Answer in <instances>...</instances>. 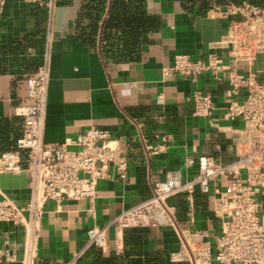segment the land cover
Listing matches in <instances>:
<instances>
[{"label": "crops", "instance_id": "crops-1", "mask_svg": "<svg viewBox=\"0 0 264 264\" xmlns=\"http://www.w3.org/2000/svg\"><path fill=\"white\" fill-rule=\"evenodd\" d=\"M237 1L144 0L143 12L151 26L142 40L128 49V58L114 60L102 46L110 0L99 5L94 34L93 18L83 8L90 0H57V6L76 7L67 19L66 34L58 38L52 37L54 15L47 37L49 24L44 8L26 0H0V154L15 149L23 129L22 113L32 102L28 81L46 60L45 139L61 141L97 126L119 141L129 160L124 181H98L94 215L85 200H65L59 207L52 201L46 203L33 264H70L83 248L91 225L105 224L122 209L150 196L154 184L163 180L168 170H178L186 179V155L203 153L223 163L234 159V130L242 121L222 118L225 84L209 73L198 78V86L214 97V117L220 130L205 117L191 116L188 97L195 84L176 73L164 74L162 69L172 65L177 54L205 57L208 43L218 39L227 26V19L219 15L217 8ZM163 134L172 137L168 149L149 154L145 143H155ZM2 195L24 205L29 199L26 173L0 172ZM212 201L211 194L199 190L193 206L185 195L168 199L180 226L208 240L221 230L220 219L212 212ZM24 240L22 225L0 221V250L15 257L0 264H21ZM179 248V237L171 226L134 227L121 232L118 253L115 230L110 226L105 249L90 247L74 264H187L170 261L171 253Z\"/></svg>", "mask_w": 264, "mask_h": 264}, {"label": "built area", "instance_id": "built-area-1", "mask_svg": "<svg viewBox=\"0 0 264 264\" xmlns=\"http://www.w3.org/2000/svg\"><path fill=\"white\" fill-rule=\"evenodd\" d=\"M26 1L45 9L50 37L57 0ZM217 11L227 19V26L218 39L208 43L205 57L177 54L173 64L162 70L195 84L188 97L191 116L205 117L220 130L218 118L214 117L217 108L214 97L198 86V78L209 73L225 84L222 118L242 121L234 130V159L223 163L203 153L186 155L183 161L186 179H182L178 170H168L164 179L154 184L150 196L122 209L105 224L91 225L83 248L70 264L90 247L104 250L110 226L115 230L118 253L124 229L171 226L179 237L180 248L171 253L170 261L264 264V1L228 2ZM47 79L45 60L28 81L32 102L22 113L23 129L15 149L0 154L1 173L24 172L27 176L29 199L24 205L5 195L0 197V221L22 225L25 230L21 264L34 263L39 221L48 201L59 207L65 200H85L88 211L94 215L98 181L111 178L124 181L129 169L128 157L119 141L104 128L90 126L61 141L45 139ZM171 140L170 134L160 135L157 142H146L145 149L149 154L165 152ZM197 190L212 195V212L220 219L221 230L213 240L182 228L168 203L170 197L185 195L193 206ZM14 259L12 254L0 250V261Z\"/></svg>", "mask_w": 264, "mask_h": 264}, {"label": "trees", "instance_id": "trees-1", "mask_svg": "<svg viewBox=\"0 0 264 264\" xmlns=\"http://www.w3.org/2000/svg\"><path fill=\"white\" fill-rule=\"evenodd\" d=\"M103 0H90L83 8L93 18L92 34L97 31V11ZM239 1V0H238ZM237 1V2H238ZM255 1V0H250ZM144 0H110L107 17L102 28V46L107 56L114 60L129 57L128 49L144 37L151 22L143 12ZM133 3L136 5L133 6Z\"/></svg>", "mask_w": 264, "mask_h": 264}, {"label": "water", "instance_id": "water-1", "mask_svg": "<svg viewBox=\"0 0 264 264\" xmlns=\"http://www.w3.org/2000/svg\"><path fill=\"white\" fill-rule=\"evenodd\" d=\"M76 7L72 6H56L54 10V29L52 32L53 38L66 34L67 19L72 16L73 10Z\"/></svg>", "mask_w": 264, "mask_h": 264}]
</instances>
